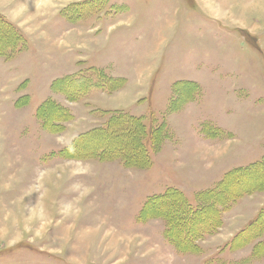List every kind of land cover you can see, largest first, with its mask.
<instances>
[{"label": "rangeland", "instance_id": "1", "mask_svg": "<svg viewBox=\"0 0 264 264\" xmlns=\"http://www.w3.org/2000/svg\"><path fill=\"white\" fill-rule=\"evenodd\" d=\"M0 18V264H264L260 171L233 172L264 160V0H0ZM99 129L118 146L65 154ZM176 194L179 212L152 200Z\"/></svg>", "mask_w": 264, "mask_h": 264}, {"label": "trees", "instance_id": "2", "mask_svg": "<svg viewBox=\"0 0 264 264\" xmlns=\"http://www.w3.org/2000/svg\"><path fill=\"white\" fill-rule=\"evenodd\" d=\"M1 21H3L1 18H0ZM2 22H0V25H1ZM8 26H10L8 23H6ZM11 28V27H10ZM12 29V28H11ZM13 30V29H12ZM14 35H16L17 37V34L15 32H13ZM15 37V38H16ZM77 75L75 76H71V75H67V79H65V84L67 85V87H69V91H70V94H73V93H76L77 91H74L71 89V85H73L72 88H76V82L78 79H80V77H76ZM79 81V80H78ZM58 82V81H57ZM55 82V83H57ZM57 85V84H56ZM55 85V86H56ZM23 100V99H22ZM23 102V101H22ZM52 102H47L45 104H43L42 106H40V108L37 110V114L39 117H41L42 119H44V123H45V126L46 124L48 123V121H51V125H54L53 122L56 121V123H58L57 121H62V119L64 118L63 117V114H65V112L63 111V108H58L57 106L55 105H52V107L55 109L56 113L54 115H50V113L48 114H44V110H46V108L50 107ZM67 111V110H66ZM54 113V112H53ZM67 114L70 115V113L67 111ZM126 115H123V118L126 120L125 118ZM133 120V119H130V121ZM134 120H138V119H134ZM48 123V124H50ZM162 125V124H160ZM48 126V125H47ZM141 128H142V125L140 126V129L137 130V131H132L130 132L129 135L125 136L124 137V142L126 144V146H124V144L122 145V148L120 149H117L118 151H124V153H130L129 149L127 151V145H128V148H131V152L133 153H130V158H127L129 159V161H133L135 162V158L137 159V162L140 160H143L142 158H145L144 157V154L143 152L145 151V146H144V142L143 140H138L139 144L137 142H135V136L137 135V132L141 131ZM156 130H159L161 131V127L160 129H156ZM106 131V129H99V130H95V132H84L82 133L81 136H79L78 138H76L74 140V143L72 145L69 146L68 150H66L65 154H69L67 151H71V152H75V155H80V156H83V155H89L90 153L93 154L95 153V150L97 148H99L101 145V142L103 143H109V148H106L107 151H109V149L111 148H115L118 146L119 142L121 141V139H117V138H114L112 136H109V135H106L104 132ZM163 131V130H162ZM144 133H147V136L149 137V139H151L152 137L155 136V131H153L152 127L149 126L148 130ZM167 134L164 132H162L161 134V137L162 139L165 138ZM209 136H213V134H210ZM160 137V139H161ZM152 140V139H151ZM110 141V142H109ZM145 144H147V142L145 141ZM108 145V144H107ZM134 145V147L132 146ZM130 146V147H129ZM78 147V148H77ZM104 147V146H103ZM75 148V150H74ZM77 148V149H76ZM104 149V150H106ZM135 149V151H134ZM116 150V151H117ZM77 151V152H76ZM127 162V161H126ZM256 170H259L260 173H258V178H255L253 181H255L257 179V182L251 186V187H259V186H263L264 185V182H261L262 180H264V176H262V173L264 171V160L262 161H256V162H252L250 163L249 165L247 166H244V167H237L235 168V170L233 169V172L235 174H239L240 177H243V178H249L247 177L248 175L247 174H250L251 172L250 171H256ZM237 172V173H236ZM255 173V172H254ZM228 174V173H227ZM228 176V175H226ZM227 178V177H226ZM225 179L222 180V182H220L219 184V187H221L222 183H224ZM235 187V186H234ZM233 187V188H234ZM231 188L229 191H227V189H218L215 191H206L205 194H206V199L209 201V205H206V209H208V207L210 205H212V201L213 200H216L217 197H219L218 195H221V197L223 198L224 202L225 201H228L230 200L234 195V191L235 189ZM178 193V192H177ZM210 193V194H209ZM230 193V194H229ZM180 195V193H179ZM176 194V197H166V198H162V197H154L152 200L154 201L153 203L156 204V201H159V200H163V199H166V203L171 204L170 205H175L174 207L176 208V210L179 212L182 210V208H180L181 206H177V204L173 203V198H178L176 199V201L180 200V199H183V197L179 196ZM169 198V199H167ZM151 201V200H150ZM175 201V202H176ZM149 203V202H148ZM148 203L145 205L144 209H142V212L140 213V218L142 219L143 215H147V213H149L147 207ZM229 203V202H228ZM169 206H167L166 208L168 209ZM210 208V207H209ZM158 210V209H157ZM216 211V209H215ZM161 212V211H160ZM159 212V213H160ZM163 214V212H161ZM212 215H213V210H212ZM258 216V215H257ZM257 216L255 217L254 220H252L250 223V226L253 225L254 221L257 219ZM179 222L177 221L176 223V228L180 229L181 228V225L178 224ZM178 229H176L177 231L173 230V231H170L171 229L168 230V233H167V236H169L171 239H172V242L175 243V245L177 247H179L181 250H184V245H189V243L187 241H185V239L182 237H179L180 235L178 234ZM195 230L192 229V230H189L190 234L188 233L187 236H188V241L191 240V237H193V235L196 234V231L195 233H193ZM184 232V234H186V230L182 231ZM184 237L186 238V235H184ZM246 239V238H245ZM193 244V243H191ZM260 244H264V240H261L260 241ZM179 245V246H178ZM264 247V245H262Z\"/></svg>", "mask_w": 264, "mask_h": 264}, {"label": "bare ground", "instance_id": "3", "mask_svg": "<svg viewBox=\"0 0 264 264\" xmlns=\"http://www.w3.org/2000/svg\"><path fill=\"white\" fill-rule=\"evenodd\" d=\"M253 186V185H252Z\"/></svg>", "mask_w": 264, "mask_h": 264}]
</instances>
